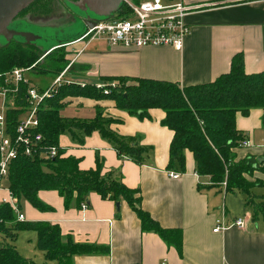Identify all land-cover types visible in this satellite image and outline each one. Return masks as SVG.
Listing matches in <instances>:
<instances>
[{"label":"crops","instance_id":"crops-1","mask_svg":"<svg viewBox=\"0 0 264 264\" xmlns=\"http://www.w3.org/2000/svg\"><path fill=\"white\" fill-rule=\"evenodd\" d=\"M176 2L198 7L185 18L189 33L181 50L169 46L127 50L104 42H93L87 47L69 44L68 59L74 63V69H68L64 78L73 72L76 77L69 81L82 85H98L102 78H129L189 87L213 82L228 73L237 54L242 55L246 74L264 72V0H166L165 5ZM64 103L63 108L79 110V120H90L97 110L102 111L105 117L115 120L110 126L115 134L139 138L147 153L141 165L119 159L113 147L95 131L84 136L81 143L61 135L58 140L64 151L61 157L78 159L82 171L94 170L98 161L102 175L118 173L125 187L139 190L141 209L161 228L182 233L179 256L175 248L168 247L156 234L141 230L139 219L125 201L119 202L117 208L114 202L90 193L86 209L74 202L65 208L56 191H39V200L52 211L41 212L22 202L25 222L56 225L63 237H70L75 243L109 248L107 255L74 256L73 264H264L261 109H251L247 116L240 113L235 116V128L242 141L250 142L247 147L234 149L236 161L247 156L262 160V170L245 176L249 182H259L246 195L226 192L222 185L213 186L209 177L198 176L189 151H185L184 171L168 170L173 132L161 126L165 117L161 110H150L149 118L141 120L117 109L110 100L76 97L67 98ZM170 172L179 177L171 178ZM248 196L254 205L248 203ZM0 197L8 199V192L2 191ZM238 219L243 220V228L234 225ZM217 225L226 229L215 233ZM16 237L11 242L15 249ZM36 240L37 234L32 236V247L36 246Z\"/></svg>","mask_w":264,"mask_h":264},{"label":"trees","instance_id":"trees-1","mask_svg":"<svg viewBox=\"0 0 264 264\" xmlns=\"http://www.w3.org/2000/svg\"><path fill=\"white\" fill-rule=\"evenodd\" d=\"M134 1L139 3V0ZM128 15L129 10L123 3L122 12L109 20ZM64 47L53 49L45 55L36 45L15 39L0 45V85L3 84V75L15 68L51 73L57 77L71 61L65 58V54H59L58 51ZM70 68L74 69V63ZM99 84L101 88H97V84L82 85L68 81L39 104V125L34 133L40 134L42 141L29 156L24 154L23 149L18 151L8 166L5 187L11 196L19 200L20 205L27 202L41 212L52 209L39 200V191H56L63 198L65 208L73 202L79 206L86 204L90 193H96L101 199L115 204L125 201L139 219L143 232L156 234L181 256V231L161 228L144 212L139 190L125 187L116 172L102 175L98 161L94 170H80L79 160L70 156L61 157L64 151L58 145L61 135H68L71 140L81 143L84 136L96 131L113 147L119 159L141 165L147 150L140 145L139 138H124L115 134L110 129L115 120L105 117L100 110L90 120L61 117L64 100L76 97L110 100L117 109L141 120L149 118L150 110H161L165 114L161 126L173 132L168 170L184 171L185 151H189L193 155L198 176L209 177L213 186L225 183L226 192L239 191L248 195L253 184L245 176L262 170V163L253 156L236 161L234 149L239 147L242 136L235 128V116L237 113L247 116L251 109H261L264 122V72L246 74L242 55L237 54L232 58L228 73L206 84L181 87L171 82L129 78H102ZM26 89V85H20L17 105L26 104ZM23 115L24 109L6 113L11 133ZM54 146L58 147V155L46 159L44 153ZM248 203L254 205L249 196ZM255 212H258L257 206ZM20 231L35 232L36 249L44 253L46 260L57 261L58 264H73L74 256L109 254L108 247L79 244L70 237H63L56 225L16 222L9 205L0 204V264H34L22 257L11 243Z\"/></svg>","mask_w":264,"mask_h":264},{"label":"built area","instance_id":"built-area-1","mask_svg":"<svg viewBox=\"0 0 264 264\" xmlns=\"http://www.w3.org/2000/svg\"><path fill=\"white\" fill-rule=\"evenodd\" d=\"M129 10V15L117 19L96 22L92 28H88L82 37L85 40L84 47L93 42H104L110 47H120L127 50H138L143 47L169 46L179 51L182 49L185 36L189 33V28L185 23V18L198 7L189 6L182 2L165 5L161 0H147L132 3L123 0ZM72 62L66 69L56 77L53 84L44 91H39L26 81L24 74L29 70L25 68H15L3 75V84L0 85V193L8 192V199L0 197V204H8L16 222H25V216L21 211L19 200L9 193L4 186L8 166L15 159L18 151L23 149L25 155H31L35 149L39 148L42 141L40 134H35L38 127L37 111L39 104L52 95V92L63 83H67L64 76ZM21 84L27 86L26 104L17 105V95ZM113 86V84H112ZM97 88L102 85L98 84ZM106 93V92H105ZM24 109V117H21L14 127L13 133L8 129L6 113L10 110ZM250 142L243 140L239 147H247ZM58 155V147H50L44 153L46 159H52ZM170 177L177 179L178 174L169 173ZM225 187V183L221 184ZM87 205L81 204V209H86ZM234 225L243 228L244 222L238 219ZM226 229L225 226L217 225L213 232H220Z\"/></svg>","mask_w":264,"mask_h":264},{"label":"rangeland","instance_id":"rangeland-1","mask_svg":"<svg viewBox=\"0 0 264 264\" xmlns=\"http://www.w3.org/2000/svg\"><path fill=\"white\" fill-rule=\"evenodd\" d=\"M129 1L132 3L135 2L134 0ZM139 1L143 2L147 0ZM161 1L164 4L166 3V0ZM122 9L123 4L113 14V17H108L106 14H96L92 12L83 0H38L18 17L12 23V26L13 29L18 30V32L36 36L37 39H35V41L40 44L39 49L41 51L56 45H59L58 47H63L67 44L69 45L71 42V44H78L74 45V47H82L85 43L82 37L88 30L84 25L85 19H90L95 22L107 21L110 18L116 17L118 13L122 12ZM79 37L81 38L76 40ZM0 45H3V43L0 42ZM69 50L70 47L65 46L58 52L59 54H65V58L68 59L70 55ZM73 75V72H69L65 80L69 81L75 79L76 76ZM24 77L26 81L39 91L40 89H43L42 91L46 90L56 79L51 73H40L37 71H27ZM78 111L76 107H65L60 110V116L78 119ZM22 117H24V115ZM251 183L253 185L259 184L258 181ZM34 235L36 236L35 232L32 231L18 232L15 243L16 250H18L22 257L32 260L35 264H57L56 262L46 260L44 253L37 250L36 246H31L32 236Z\"/></svg>","mask_w":264,"mask_h":264},{"label":"water","instance_id":"water-1","mask_svg":"<svg viewBox=\"0 0 264 264\" xmlns=\"http://www.w3.org/2000/svg\"><path fill=\"white\" fill-rule=\"evenodd\" d=\"M35 0H0V42L5 45L12 39L30 43L36 45L38 48L39 43L35 41L37 39L34 35H27V33L18 32L13 29L12 23L18 18V15L26 9ZM88 8L96 14H106L108 17H113V14L123 4V0H83ZM96 22L90 19H85V27L92 28ZM82 37V36H81ZM77 38L76 40L80 39ZM74 40V41H76ZM73 41V42H74ZM72 43V42H71ZM70 43V44H71ZM68 45V44H67ZM65 45V46H67ZM59 45L49 47L42 51L45 55H48L53 49L59 48ZM64 47V46H63ZM262 163V160H259ZM88 201H86L87 205ZM116 207H119V203H116Z\"/></svg>","mask_w":264,"mask_h":264}]
</instances>
